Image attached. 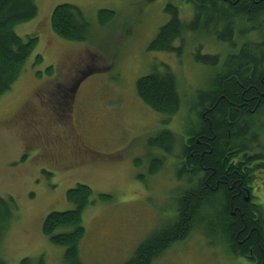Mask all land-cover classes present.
<instances>
[{"label": "rangeland", "instance_id": "1", "mask_svg": "<svg viewBox=\"0 0 264 264\" xmlns=\"http://www.w3.org/2000/svg\"><path fill=\"white\" fill-rule=\"evenodd\" d=\"M34 1L37 15L13 30L24 40L37 36V43L19 77L0 96V197H11L15 204L0 245L1 257L7 264H20L24 257L64 264L65 247L49 240L42 223L51 211L72 209L67 190L85 184L93 191V202L82 213L85 235L78 247L80 259L83 264H122L154 228L172 220L173 199L182 186L171 159L164 160L157 173L149 172L146 131L162 128L166 115L138 97V78L155 68L167 67L174 73L183 96L178 125L182 132L186 121L193 119L183 104L210 86L234 47L210 33H199L190 36L192 45L180 56L148 49L167 21L168 14L161 11L166 0ZM64 3L80 7L89 22L91 31L84 41L65 40L53 32L51 13ZM102 8L112 10L115 18L100 24ZM191 52L219 55V63L212 67ZM50 105H57L64 125L53 123L51 118L58 116ZM66 129L76 130L81 138L77 159L72 158L79 163L58 168L72 155ZM254 195L264 208V185ZM203 235L195 230L152 264H249L219 246H208Z\"/></svg>", "mask_w": 264, "mask_h": 264}, {"label": "trees", "instance_id": "2", "mask_svg": "<svg viewBox=\"0 0 264 264\" xmlns=\"http://www.w3.org/2000/svg\"><path fill=\"white\" fill-rule=\"evenodd\" d=\"M203 3L196 8L192 20H183L176 9L164 6L162 11L170 18L168 20L166 15L167 21L159 27L148 49L180 56L188 45H192L190 36L199 33H210L234 47L210 86L197 91L196 106L190 110L198 119L197 133L205 134L208 140L202 145L192 139L194 148H199L195 158H191L193 171L189 174L177 171L176 177L185 174L187 180L184 181L186 188L180 186L173 199L176 215L154 228L122 264H152L170 246L185 240L198 229L204 234L208 246H219L231 257L247 259L249 264H264V208L261 203L246 201L239 193L240 187L237 189L238 185L242 187L252 179L247 172L239 169L238 163L232 162L228 166L230 177L224 180L225 167L220 163L227 149L249 151L248 147L256 135V127H249L253 119L247 118L246 110L240 115L241 107H255L253 116L257 119L264 115V0H207ZM37 13L34 0H0V96L19 77L23 64L37 43V36H27L24 40L14 32L13 26L33 19ZM114 18L112 10H98L100 24ZM50 24L53 32L65 40L84 41L91 31L84 13L74 4L56 5ZM176 40L179 41L178 47H175ZM195 54L196 59L208 62L212 67L219 63V55ZM40 60L37 55L36 62ZM136 93L147 107L165 115L176 113L183 100L176 76L167 67L162 71L155 68L138 78ZM245 100L249 105L244 103ZM203 109L208 111L209 124L202 115ZM257 119L254 125L262 127V121ZM176 141L164 131L150 145L169 153ZM245 156L248 160L256 157L255 154L251 157L249 153ZM150 161V174L157 173L164 162L157 157H152ZM188 181L192 182L187 184ZM92 193V189L85 184L68 189L67 199L74 207L51 211L42 223V232L49 240L65 247L64 264H83L78 250L85 235L82 213L93 202ZM14 209L11 197H0V245ZM0 264H7L1 253ZM20 264L46 263L42 257H24Z\"/></svg>", "mask_w": 264, "mask_h": 264}, {"label": "flooded vegetation", "instance_id": "3", "mask_svg": "<svg viewBox=\"0 0 264 264\" xmlns=\"http://www.w3.org/2000/svg\"><path fill=\"white\" fill-rule=\"evenodd\" d=\"M207 0H177L176 3H172L169 0H166L163 4L164 6H171V8L176 9V13L177 15L181 18V19H185V20H192L195 15H196V8L203 6L204 3ZM207 5V4H206ZM147 6V3L144 4V6H142L140 8V10H144L145 7ZM163 7L161 8V11L163 9ZM170 16L168 14V20H169ZM179 46V41L176 40L175 41V47ZM191 56H195L196 54L191 52L190 53ZM197 92L196 95L193 98V101L190 103L183 104V105H187V110L190 111L191 107L196 106V102H197ZM244 103H247V100L244 101ZM249 105V103H247ZM55 106L57 105H50V109L53 110V114L56 116H58V118H51L54 122L53 123H57V125H64L63 119L61 118V114L55 109ZM183 106L182 104L180 105L179 109L177 110L176 113L172 114V115H166L165 118L166 120H164L165 125L160 128V126H156L153 129H149L146 132L148 133L147 137H146V149H149L147 152V155L149 157V159H151L152 157H157L158 159H171L173 162V166L176 168L177 171H182V174L187 172L192 173L193 171V161L191 158H195L194 154L197 151V149L199 148H194L193 144H192V139L195 138L196 143H200L202 145H204L208 140V137L205 134H198L196 128L198 127V119L196 117V115L194 113H192L193 115V119L191 120H187L186 124H185V129L180 132L178 125L179 124V115L180 112L182 111ZM255 107L250 108L249 106H247L246 108H242L241 107V111H240V115L245 114L244 110H246V116L249 119H253L252 120V124L249 125L250 128L252 127H256L255 131H256V135L253 138V141L251 143V145L248 147L250 150L249 151H245L242 152L241 148H233V149H227L225 152V155H223L222 159L220 160V163H222L225 167V170L223 171V178L224 180H226L228 177H230V167H228L230 165V163L234 162V163H238L239 164V169L242 170V172H247L248 173V177H250L252 179L251 182H247L246 184H244V186L242 185H238V187H240L239 193H242L244 199L246 201H250V203L252 204H257L256 201L254 200V192L256 190H258L259 188H262V186L264 185V182L259 181L262 180L264 178V148L257 147V143L258 142H262V146H264V115L261 116L260 118H258L260 120V122L262 121V127L259 125H254V121L257 119V117L255 118L254 115V110ZM238 110V109H236ZM239 111V110H238ZM208 111L203 109L202 110V115L207 119L208 124L210 123L209 121V116L207 115ZM257 119V120H258ZM242 120H244V117H242ZM35 120H31L30 121V126L33 129H36L37 127L35 126ZM248 127V128H249ZM260 129H259V128ZM167 131L169 132L173 137L174 140L175 138L178 140L175 142V144L172 147V150L168 153L167 151H165L162 148L159 147H153L150 145V142L155 139L157 136H159L162 132ZM65 138L67 139V142H71V158H67L66 157V161H62L60 162V166L58 168L64 167V166H71V167H75L79 161L75 160L77 159V154L79 153L78 150V144L81 143V138L79 136V134L77 133L76 130H65ZM260 138V141L257 142V140ZM185 143V144H184ZM201 145V146H202ZM261 146V147H262ZM66 147V142L63 141V149ZM182 147L184 148V150L182 149ZM56 154L58 155V152L60 150V146H56ZM151 150V151H150ZM251 151V152H250ZM249 153V155L252 157V155L255 154L256 157H254L252 160H248L245 159V154ZM75 159H72V158ZM82 158V156H81ZM79 158V159H81ZM235 172V171H233ZM237 173V172H235ZM222 178V176H221ZM186 178H185V174L184 175H180L178 177H176V181H178L179 184H181L182 186L184 185V181L186 182ZM192 181H188L187 184L191 183ZM226 184V181H223ZM216 184L218 185L219 183L216 182ZM185 186V185H184ZM186 188V186H185ZM230 189H232V185L230 187ZM238 193V192H237ZM176 215V210H173V217Z\"/></svg>", "mask_w": 264, "mask_h": 264}, {"label": "bare ground", "instance_id": "4", "mask_svg": "<svg viewBox=\"0 0 264 264\" xmlns=\"http://www.w3.org/2000/svg\"><path fill=\"white\" fill-rule=\"evenodd\" d=\"M185 144V143H184Z\"/></svg>", "mask_w": 264, "mask_h": 264}]
</instances>
